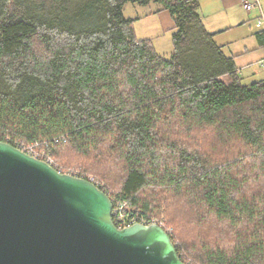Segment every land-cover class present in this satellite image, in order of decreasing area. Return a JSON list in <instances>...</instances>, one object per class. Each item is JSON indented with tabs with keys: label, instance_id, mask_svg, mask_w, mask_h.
Returning <instances> with one entry per match:
<instances>
[{
	"label": "trees",
	"instance_id": "trees-1",
	"mask_svg": "<svg viewBox=\"0 0 264 264\" xmlns=\"http://www.w3.org/2000/svg\"><path fill=\"white\" fill-rule=\"evenodd\" d=\"M129 3L170 14L171 57ZM215 37L199 0H0V142L159 224L186 264H264V82Z\"/></svg>",
	"mask_w": 264,
	"mask_h": 264
},
{
	"label": "water",
	"instance_id": "water-1",
	"mask_svg": "<svg viewBox=\"0 0 264 264\" xmlns=\"http://www.w3.org/2000/svg\"><path fill=\"white\" fill-rule=\"evenodd\" d=\"M93 182L0 142V264H186L159 224L120 229Z\"/></svg>",
	"mask_w": 264,
	"mask_h": 264
},
{
	"label": "crops",
	"instance_id": "crops-1",
	"mask_svg": "<svg viewBox=\"0 0 264 264\" xmlns=\"http://www.w3.org/2000/svg\"><path fill=\"white\" fill-rule=\"evenodd\" d=\"M199 1L206 29L216 35L215 41L223 47L225 55L235 59L244 83L264 82V68L259 66L264 60V39L261 36L264 28L256 27L261 10L264 14V0H260L261 10L251 13L244 10L242 0Z\"/></svg>",
	"mask_w": 264,
	"mask_h": 264
},
{
	"label": "rangeland",
	"instance_id": "rangeland-1",
	"mask_svg": "<svg viewBox=\"0 0 264 264\" xmlns=\"http://www.w3.org/2000/svg\"><path fill=\"white\" fill-rule=\"evenodd\" d=\"M160 8L161 6L156 3L148 6L129 3L125 5L123 12L126 18L135 20L134 30L137 39L150 40L159 55L169 58L174 51L173 21L171 17L169 18L168 12L159 11Z\"/></svg>",
	"mask_w": 264,
	"mask_h": 264
},
{
	"label": "built area",
	"instance_id": "built-area-1",
	"mask_svg": "<svg viewBox=\"0 0 264 264\" xmlns=\"http://www.w3.org/2000/svg\"><path fill=\"white\" fill-rule=\"evenodd\" d=\"M242 6L244 10L248 13H251L257 9L261 10L260 0H242ZM256 27L258 29L264 28V14L262 13V10H261V17L257 19ZM259 66L260 68H264V60H262L259 63ZM30 155L37 158V154L32 150H30ZM48 163L53 165L52 159H49ZM125 208H126L125 203L119 202L116 205V208L113 209V220L114 218H116V222L114 221V223L118 228L120 229L127 228L137 223L145 224V225L157 224L155 222H152L151 224L141 222V218H139L135 214H126Z\"/></svg>",
	"mask_w": 264,
	"mask_h": 264
}]
</instances>
